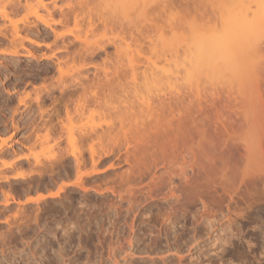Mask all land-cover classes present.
I'll list each match as a JSON object with an SVG mask.
<instances>
[{
  "label": "rangeland",
  "instance_id": "1",
  "mask_svg": "<svg viewBox=\"0 0 264 264\" xmlns=\"http://www.w3.org/2000/svg\"><path fill=\"white\" fill-rule=\"evenodd\" d=\"M77 1L29 0L30 5H40V12L51 13L52 17H48L52 19L49 21L51 30L22 5L10 13V19L19 24L17 37L11 32L8 19L0 13V147L7 149V153L0 156V170L4 169L8 177L7 181L0 177V264H98L103 260L112 264L113 257H108L109 249L119 264H264V27L260 30L252 28L251 25L260 24L259 21L253 24L250 19V14L259 7L254 6V0H243L241 5L245 4L244 1L253 2L245 6L250 17L244 15L245 22L247 17L251 23L246 22L251 26L247 28L243 20L240 22V14L236 13L237 10L241 13L245 7L240 5L242 9L238 4L233 8L231 0H181L180 3L175 0L176 3L172 2L174 5L168 6L164 12L162 7L161 10L158 8L162 0L151 1L155 23L151 32L154 51L148 54L145 45L141 44L139 56L142 61L148 54L150 65H153L150 70L157 73L160 68L159 72L166 70L164 74L176 75V69L182 70V64L177 66L178 63H173L176 50L182 54V47L187 46L193 37L216 41L236 39L241 36L238 21L243 24L241 28H247L246 32L243 31L244 37H239L245 47L235 43L233 49L237 50L236 45L241 48L238 46L239 51L236 52L232 50L237 53L235 66L239 62L241 66L234 68L233 64L234 69L228 72L230 66L223 63L228 69L217 71L221 65L216 63L215 68L209 73L207 71L208 74H194L196 77L189 80L178 76L173 79L170 75V85L150 80L147 84L143 80L145 85L139 79L142 99L149 98L154 103L157 102L156 91L160 95L166 93L160 97L169 102L166 119L169 124L161 121L166 123L165 126L160 122L164 130L161 127L158 132L154 130L158 134L155 133L156 137L154 132L148 131L149 135L145 134L143 142L136 141L132 142L134 145L126 146L128 152L121 142L116 143V146L120 145L119 149V145L114 147L113 144L114 152L104 157L102 165L98 166L103 171L94 176L76 173L71 157L67 169L65 163L56 166L65 167L64 171L63 168L61 171L57 169L54 154L59 147L54 143L57 136L62 135L60 148L69 150L67 130L70 128L78 139L77 127L105 119L106 112L99 109L92 114L85 111L82 116L77 115L73 102H70L69 115L65 116L62 103L57 107L54 102V97L60 96L57 86L71 84L73 76L85 63L98 64L97 71L101 75L106 70L111 76L117 60L114 46L120 43L121 50L125 51L128 50L125 43L131 48H135L137 43L121 34L118 26L103 24L97 19L89 29L87 21H81L79 17L80 27H75L72 16L64 19V13L71 6L76 8ZM100 1L89 0V5H95L100 10L99 14L106 12L105 15L110 16L114 13L108 11L111 5H107V9ZM223 1L228 5L224 12L220 6ZM1 8L0 4V11ZM160 11L161 14L158 13ZM27 14L26 22L22 23L21 19ZM122 14L118 13L120 18ZM236 14L240 19H236ZM222 17L226 18L225 24ZM31 20L38 24L39 32L34 31ZM157 26L161 27L162 36ZM158 35L161 37L156 39ZM75 36L95 46L104 45L106 53L100 52L99 56L84 62L73 58V50L84 45ZM119 36H124V39H119ZM21 38L25 47L19 50L24 56L11 57L7 51L11 47L8 40ZM207 42L210 43L209 40ZM63 45L68 48L64 49ZM27 49L38 58L27 56ZM252 53L255 58H252ZM169 55H172V60ZM178 57L176 60L182 63ZM4 61L13 65L17 63L18 68L13 65L7 67ZM56 61L61 68L57 69ZM46 66L50 68L47 71ZM154 66L158 68L155 70ZM94 70L88 64L81 72L91 77ZM45 88L51 92L49 96ZM177 89L180 94L175 92ZM103 92L106 94L107 91ZM38 94L43 101L39 110L34 100ZM17 98H22L28 108L23 114L21 111L11 113L15 108H23L22 104L18 105ZM57 109L64 125L61 132L54 127ZM73 144L77 151H84V157L88 156L85 143L76 141ZM3 162H10L12 166L7 168ZM113 162L115 165L110 166ZM17 172L23 173V177L12 179ZM60 172L65 174L61 176ZM76 180L80 185L68 186L56 197L38 201L25 199L56 191L61 185ZM194 207L198 208V214ZM141 208L145 209V214L139 217ZM165 212L176 216L169 231L162 223ZM131 224L134 225L132 229ZM130 235H133L135 247L125 251ZM128 253L133 254L130 256Z\"/></svg>",
  "mask_w": 264,
  "mask_h": 264
},
{
  "label": "bare ground",
  "instance_id": "2",
  "mask_svg": "<svg viewBox=\"0 0 264 264\" xmlns=\"http://www.w3.org/2000/svg\"><path fill=\"white\" fill-rule=\"evenodd\" d=\"M101 1H102V5L106 6L107 9L109 8L107 5L113 6L112 8L110 6V9L108 11L109 12L113 11L114 13L113 14L111 13L110 16L109 15H105L106 12L104 13V15L103 14H99L100 10L98 8L94 7L95 5H93V6L89 5V0H78L76 8H75V6H71L67 12L65 11L66 13L62 12L61 14L63 15V13H64V15H65L64 19H68L69 16H72L73 21H74V26L77 27V28L80 27L79 26L80 20L81 21L82 20H86L89 29H91L92 26L94 25V22H93L94 19H97L100 22L103 21L102 22L103 24L104 23H109L112 26L116 25V26L119 27V29H120L119 31H120L121 34L127 35L128 38L132 39L133 40L132 42L133 43H137V45L135 46V48H133V47L131 48L130 44H126L125 43V48L128 49V50H125V51L121 50V44L120 43L118 45L114 46L115 53L117 55L116 56L117 60L115 59V62H114L115 64L113 66L111 76L108 75V72L106 70H104L103 74L101 75L100 71H97V69H99L98 64L85 63L83 65V67H81L82 69H85L88 64H90V66H92V68L95 69L94 72L92 73L93 75L91 77H89L84 72L82 73L81 72L82 69L80 68V69L77 70L76 75L73 76L71 84H62V85H58L57 86L58 90L60 91V96L54 97V102H56L57 107H59V104L62 103V107H63L65 116L69 115V109H68L69 104L68 103H70V102H73V105L75 107L74 111L76 112L77 115H81L82 116V114H84L85 111H88L89 113L92 114V113H95V112H99L100 111L99 109L103 110V112H106V114H104V116H106L105 119H103L101 121H97L95 123L92 122V121H89V122L77 127V131H76L77 135L76 136L78 137V139L75 137L74 132L70 131L71 130L70 128L67 130L68 131L67 132V136H68L67 141L69 142L70 147H71L69 150L66 149V148H64V149L60 148V145H61L60 141H62V139H61L62 135L57 136V139L55 140L56 142L54 141L55 142L54 146L55 147H59L58 150H56L58 152L54 154V159H55L54 160V166L56 167L59 164L63 165V163H65L64 165L66 166V169H67L68 166H69L68 164H70L69 158L71 157V160H73V163H71V164H74L73 165L74 166V171L76 170V173H78L79 175H81V173L82 174L84 173L85 175L92 174V175L95 176L96 174H99L100 172H102L103 169L100 170V168L98 166L100 164L102 165L104 157H106L110 153L114 152V147H117L119 145L118 144L116 146L117 142L118 143L121 142L120 143L121 146L125 149V151H127L128 150L127 147H129L130 145H134V144H132V142L133 143L134 142L136 143V141L137 142H140V141L143 142L144 137H146L145 134L149 135L148 131L149 132H151V131L154 132V136L156 137L158 135L157 134L158 130L162 128L161 125L164 122H166L167 125L169 124L168 121L166 120L167 117H168L167 113L170 110L169 109V102L168 101L166 102L165 98H161L160 97V96H165L166 93H162L160 95L159 92H157V91L155 92V90H154V92H155L154 95L157 98V102H154V103H153V101L151 102V100H149V98L148 99H142L141 95H139V93L141 92L140 91V86L142 87V85L138 86L140 80H142V82H143V80L146 81L147 84H148L149 80L150 81H154L155 83H157L159 81V82H165L167 84L168 80H170L169 82H171L170 78H172L171 76H173L171 73H169L168 75L164 74L166 72V70H162L161 71L162 73L159 72L160 68H158L157 66H154L155 70H156V67L159 69V70L157 69V71H158L157 73L154 72L153 69H152L153 71L150 70L151 67L153 68V65L152 66L150 65L151 64V58L148 56V54H150V51H154V43H153V40H152V33L151 32H152L153 25H155L154 16H153V13H152V2H151L152 0H101ZM101 1H100V3H101ZM174 1L175 0H173V1L172 0H162V2L159 5L158 4L157 5H158L159 9L162 7V11L164 12L168 6L174 5V4H172V2H174ZM182 1L184 2V0H182ZM182 1L179 0V3L182 2ZM246 1H244L245 4L241 5L243 0H231L230 1V5H232L233 8H234V5H238V4H239L238 5L239 7H241V6L245 7L247 4L248 5L249 4H253V2L252 3H246ZM174 3H176V2H174ZM254 3H255L254 6H257L260 9L263 8V10H260L259 8H258V10L256 9V12L253 10L254 13L250 14V17H252V18H250V17H248L249 14H247L248 11H249V10H246L247 6L245 7L244 11L242 10L243 8L241 7L242 9L241 8H239V9L242 10L244 12V14H243L242 11H241V13L240 12L238 13V10H237L236 13L240 14L241 19H240L239 16H237V14H236V19L238 20L237 17H239L240 22L243 23L241 20H243L245 22V16L248 15L247 17L252 19L251 22L253 24H254V22H257L255 24H258V21H259V24H260L259 25L260 27L257 26V25H251V23L249 21L250 19H249L248 21H249L250 25L252 26V28L253 27H255V28L258 27V29L260 30L261 27H264V25H263L264 24V18H262L261 14H260V12L264 13V5H263L264 4V0H254ZM0 4L2 5L0 13H1L3 18L8 19V21L10 22L11 27H12V31L11 32H13V35L15 37H17V35H19V28H18L19 24L17 23V21L12 20V18L10 19V13L13 14L22 5L25 8H28V10H30V14H32L35 17V19H37L38 21L43 23V25H45L47 28H49V29L51 28L49 21L52 20V19L48 18V17H52L51 13L47 12V14H45V13L40 12V10H39V8H40L39 6L40 5H38V3L35 6H33V5H30L29 0H23V1L22 0H0ZM220 6H222V10H223L222 11L220 9V12L221 11L224 12L225 11L224 7H227L228 5H227V3L225 1H223V3H221ZM116 9H118V10H116ZM225 9L227 10V8H225ZM109 12H107V13H109ZM222 12L220 14H222ZM118 13H121V14L123 13L122 14V18L119 17ZM158 13L161 14V11L158 12ZM263 13H262V15L264 16ZM231 14H232V12H231ZM233 14H234V12H233ZM242 15L243 16L245 15L244 18L242 17ZM79 17H80V20H79ZM94 17H96V18H94ZM247 17H246V22L248 23ZM27 18H28V14L25 15L24 18L21 19V22L23 23L24 20L26 22ZM222 18H225V17H222ZM236 19H235V22L237 21ZM122 20H125V22L122 21ZM262 20H263V22H262ZM222 23H224V24L226 23V18H225V21L222 20ZM241 23H239V21L237 23L239 25V28H238V26H236V25L235 26L239 29L238 30L236 28V32H237V30L240 31L241 32L240 35L243 36V33L246 32V29L249 28L250 25L248 26L249 23L248 24L244 23L245 27L248 26L244 30L245 27L241 28V26H243V24H241ZM28 24L31 25V23H28ZM32 24H33V21H32ZM220 24H221V22H220ZM30 25H27V26H30ZM32 26H34V31H38L39 32L40 29L38 30L39 26H38V24L36 22H34V24ZM159 27L160 26H157L156 29H158L160 31V32L158 31L160 33L159 35L162 36V33H161L162 29H161V27L160 28ZM240 29H242V30H240ZM262 29H264V28H262ZM262 31L263 30H261V32ZM231 33H233V32H231ZM246 34L247 33H245V35ZM159 35H158V37L156 36V39L161 37ZM196 35H198V34L196 33ZM237 35H239V33ZM237 35H235L234 37H236ZM241 36H238V38L232 39V40H230V39H221V40H218V41H216L217 39H215V40L214 39L213 40L212 39H205L204 40L203 38L200 39L201 38L200 36H199V39H194V37H193L192 39H190V40H192L193 43L192 42L190 43V40H189V42H188L189 45L187 43L183 44V45L187 44V46H189L190 49L187 46H183L182 45L183 46L182 48L184 50V51H182V54L179 55L178 51L176 50L175 51V55H173L176 59L179 56L180 57V58L178 57L179 61L182 60V63H181V62H178L175 58L174 59L176 61L173 59L174 62L173 61L172 62L175 63V64L178 63L177 66H179V63L182 64L181 65L182 70H177L176 69L175 72L177 74L176 75L174 74V76L175 77L178 76V78H182V79H183V77H185L186 80L187 79L189 80V79H192L194 74H196V75L200 74L202 76V73H204L203 75H206L205 73H207V71L209 73L210 69H213V68L216 67V65H217L216 63H218V66L221 65L220 69L217 70V71H222L224 68L228 69V66H230L229 67L230 70L228 69V72L231 71L234 68H239V66H241L240 62L238 63V66H235V63H237V58H235V62H234V57H235V54H237V53H234V52H236L237 50L239 51V48H238L239 45L243 46V44L241 43L242 41L239 39V37L241 38ZM75 37H76V39L82 41L84 43V45H83V48H78V49L73 50V52H72V54H73L72 57L73 58H76V59L81 60L82 62H84L86 59H91L95 55L99 56L100 52L106 53V47H104V45L95 46V45L89 44L84 39L83 40L80 39L79 36H75ZM119 39H124V36H119ZM22 40H23L22 38L21 39H9L8 40V41H10L9 42V44H10L9 46H11V47H10L9 50L7 49V51H8L9 54H11V57L13 56V57L17 58V57L23 55L20 52V50H19V48H24L25 47ZM207 40H209L210 43H208ZM28 41H31V39H28ZM243 41H245V40H243ZM0 43H2V42H0ZM235 43H238V44L240 43L239 45H236L237 46V50L233 49L234 48L233 46H235ZM36 44H38V43H36ZM141 44H144L145 48L148 51V54L143 56V60L142 61L139 59V56L141 55V50H142V48L140 47ZM172 45H173V43H172ZM244 45H246V44L244 43ZM191 46H192L193 49H191ZM63 47H64V49L68 48L67 45H63ZM186 47L188 49H186ZM243 47H245V46H243ZM260 47H261V45H260ZM22 50H24V49H22ZM178 50L180 51V49H178ZM232 50L234 52H232ZM29 51H30V49H29ZM29 51L27 49V56H30V57L32 56L35 59L38 58L37 55H35L34 53L29 52ZM252 52H253V50H252ZM254 53H255V51H254ZM254 53H252L253 56H254ZM173 54H174V52H173ZM250 54H251V51H250ZM134 55H137V56H134ZM253 56H252V58L256 57V56H254V57ZM259 56H260V54H259ZM166 57H164V58H166ZM170 57H171V60H172V55ZM125 59L127 60L126 62L123 61ZM58 60H60V59L58 58ZM223 63L225 65H228V66H225ZM246 63H245V65H246ZM6 64H7V67H9L10 65L11 66L13 65V64H11L10 61H8V63H6ZM16 64L13 65L14 68L17 67ZM233 64L235 66V67L233 66L234 68L232 67ZM243 64H244V62H243ZM56 65L57 66L60 65L59 61H56ZM172 65L174 66V64H172ZM142 66H143V68H141ZM177 66H176V68H177ZM13 67H11V68L14 69ZM247 67H248V69L250 68L248 65H247ZM253 67L254 66L252 65L251 68H253ZM45 68H46V71L50 69L47 66ZM47 68H49V69H47ZM58 68H61V67L58 66L57 69ZM34 69H35V67H34ZM249 70H251V69H249ZM173 71H174V69H173ZM182 72H184V74H182ZM237 72H238V70H237ZM249 72L251 73V71H249ZM61 73H63V72H61ZM61 73L59 72V74H61ZM179 73H181V74L178 75ZM196 75L194 77H196ZM174 76H173V79H174ZM165 77H166V80L163 79ZM253 77L254 76H252V78ZM130 82L132 83V86L131 85L129 86ZM146 82H143V84L146 85ZM159 82L157 84H160ZM169 82H168V84H169ZM161 84H163V83H161ZM150 89L148 91H150ZM46 90L47 89L45 88V91ZM105 90L107 91L106 94L103 92ZM7 91H9V90H7ZM152 91L153 90H151V92ZM146 92H147V90H146ZM169 92L171 93L172 91H169ZM175 92L177 94H180V91L178 89ZM46 93H47V96H49V94L51 92H48V90H47ZM100 93L101 94L104 93V94L101 96ZM131 94H133V95H131ZM197 94L199 95L198 89H197L196 95ZM132 96L135 97V98H133ZM144 98H147V96L144 97ZM17 99H19V101L17 100L18 101L17 102L18 105L22 104L23 108L21 107L22 108L21 110H17V108H15L14 110L11 111V113L12 112L16 113L17 111H21L20 113L23 114V112L27 111L28 108L26 106L25 101L22 98L21 99L17 98ZM139 99L141 101H143V102H141ZM34 100L36 101V106H37V108L39 110L40 104H41V102H43L42 99L40 98L39 94L36 95ZM138 100H139L140 103H137ZM144 100H147V101L145 102ZM116 102H118V103H116ZM56 104H54V106H56ZM18 109H20V108H18ZM55 111L56 112H55L54 115H55L56 122H55V126L54 127H56V130L58 129L59 132H61L64 129V125H63L62 117L60 115V110L57 109ZM91 114H89V115L91 116ZM163 120H164V122L162 123L161 121H163ZM166 123H164L165 126H166ZM195 129H196V127L194 126L193 130L195 131ZM154 130H156L157 132H155ZM162 130H164V129L162 128ZM155 133L157 135H155ZM162 134H164V133L162 132ZM76 141H81V142H83V143H85L87 145V147H86V151H87V154H88L87 157H84V155H85V153H83L84 151L83 152L82 151H77L74 148L75 145L73 143L74 142L76 143ZM157 141H158V139H156V142ZM160 142H159V144H160ZM154 143H155V139H154ZM113 144H115L114 147H112ZM72 146H73V148H72ZM119 147H120V145L118 146V149H119ZM3 148L4 147H0V156H2L5 153H7L6 152L7 149L5 150V148L4 149ZM162 148H163V146H162ZM11 154H12V152H11ZM18 158L21 159L22 157L21 158L18 157ZM18 158L16 159V162H17ZM67 161L69 163L66 164ZM115 161H117V160H115ZM19 162L20 161H18V163ZM110 162H111V160H110ZM9 163L3 162V164L7 168H10L12 166L11 165L12 163L11 164H9ZM115 163L114 162L110 163V166H111V164L115 165ZM87 166H89L90 169L88 168L87 170H83V168L84 167L86 168ZM57 167H60V166H57ZM61 168H63V171H64L65 167H61ZM61 168H57V169H60V171H61ZM1 171L2 170H0V173H1L2 176L0 175V177L3 180L7 181L8 177L3 172L4 169H3L2 172ZM56 172L59 173V171H57V170H56ZM58 173H56V174L59 175ZM63 173L60 172L61 176L63 175ZM22 174L23 173H21V172H17L16 174H14L12 176V179L21 178V177H23ZM79 177H81V176H79ZM58 178H60V175H59ZM169 180H172V177H170ZM81 181H83V180H81ZM79 183L80 182H78V180H76L74 182H68V183H65L64 185H61L56 191H49L48 193H45V194H38V195H36L35 198H33L32 196H29V197H26L25 199H26V201H38V200L46 198V197L53 198V197L58 196L59 193L61 191H63L64 188H66L68 186H71V185H80ZM98 188H99V186H98ZM94 189H96V188H94ZM98 190H100V189H98ZM128 202L130 203V199H128ZM7 203H8V200L5 201V204H7ZM145 208H146V206H145ZM194 209H195V212L198 214L199 213L198 208L194 207ZM141 210L142 211L138 215L139 217L145 214V209L141 208ZM175 219H176V216L174 215V213L165 212L163 214L162 223H163V226L165 225V227H164L165 230L167 228L168 231H169V228H171V225L175 223ZM130 228L131 229L134 228V225L131 224ZM132 236L130 235L129 242H128V247L126 248L125 251L129 250L128 248H131V246H132V249L135 247V245H133V241H132L133 237ZM229 239L231 240V237H229ZM223 241L225 242V240H222V242ZM132 249H130L129 252H131ZM109 250L110 251H109L108 257H111V256L113 257V260H112L113 263L112 264H119V261L116 259L115 255L114 254L111 255L112 249H109ZM132 254L133 253H130V254L128 253V255H130V256ZM123 259L127 260V257H124ZM98 264H106V261L104 263V260H103V261L99 262Z\"/></svg>",
  "mask_w": 264,
  "mask_h": 264
}]
</instances>
